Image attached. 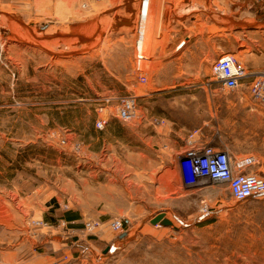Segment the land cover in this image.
Masks as SVG:
<instances>
[{
	"label": "rangeland",
	"instance_id": "374dc122",
	"mask_svg": "<svg viewBox=\"0 0 264 264\" xmlns=\"http://www.w3.org/2000/svg\"><path fill=\"white\" fill-rule=\"evenodd\" d=\"M83 2L61 22L0 0V264H264V195L184 186L164 141L197 129L232 170H264L229 141L249 95L210 75L228 53L264 72V0ZM135 9L130 47L119 24ZM155 27L166 40L150 41ZM123 96L132 121L117 116ZM159 212L173 225L152 224Z\"/></svg>",
	"mask_w": 264,
	"mask_h": 264
},
{
	"label": "built area",
	"instance_id": "2783aa9c",
	"mask_svg": "<svg viewBox=\"0 0 264 264\" xmlns=\"http://www.w3.org/2000/svg\"><path fill=\"white\" fill-rule=\"evenodd\" d=\"M86 6L87 4L83 2L82 7ZM137 31L139 37V28ZM137 57L141 59L139 55ZM210 75L227 90L244 87L253 102L264 106V72H250L234 54L228 53L220 56L211 65ZM116 113L118 118L123 121L134 120L136 97H120L116 105ZM106 123L107 118L101 117L96 121V126L103 129ZM186 140L187 147L178 158L185 186L203 187L206 181L224 183L231 198L236 201H245L254 196L264 195V170L259 173L235 172L232 170L228 152L209 143H202L197 129L189 132ZM98 224L89 220L86 222V228L94 229ZM123 225V220L120 218L110 222V227L117 231L122 230ZM67 259L68 255H65L62 261ZM53 264H59V261Z\"/></svg>",
	"mask_w": 264,
	"mask_h": 264
},
{
	"label": "crops",
	"instance_id": "0c3cea01",
	"mask_svg": "<svg viewBox=\"0 0 264 264\" xmlns=\"http://www.w3.org/2000/svg\"><path fill=\"white\" fill-rule=\"evenodd\" d=\"M22 1L24 2V4L22 5L23 7L22 9L28 10L30 13H35L39 16H44V17L52 16L59 19L58 21L61 22H65L69 18L73 17L78 12L79 8L82 7V5L80 6V0H22ZM104 1L105 0H88V2H90L91 5L96 4L97 2L101 3ZM157 6L158 5L155 3L151 30L153 24H155L154 19L157 16V9H158ZM135 14H136V9L133 12V16L130 17L125 16L123 22L119 24L120 27L127 29L125 30V32L128 31L127 36L130 41V47H133L135 42V35H136V31L134 28ZM127 19L129 21H127ZM156 27L154 28V32L156 30ZM166 39L167 36H165L164 34L159 35L156 32L154 38L153 36H150V41L156 40V43L157 41L160 40L163 41ZM180 43L181 42H179V44ZM179 44L177 43L175 45V49L181 48L184 43L181 44L180 46ZM156 48L157 46L155 47V49ZM132 50L134 51V48L133 49L131 48V51ZM249 71L256 72L253 70H249ZM233 105L235 106L234 108L235 112H230L229 117L227 119L229 126V141L230 142L235 141L236 143L234 144L233 152L237 154V158L243 161L256 162V164H252V167L255 168L259 164V167L264 168V106L253 102L250 99V97L240 98L235 103H233ZM171 131L172 133L174 132V130ZM233 131L235 135H233ZM233 136L235 137L234 140H233ZM185 137H187L185 133L175 137H171L168 135L164 137L165 145L169 148L168 149L169 155L177 156L176 159L179 169H180L178 164L179 155L182 154L185 148L187 147V140H185ZM223 149H225L228 152V154L230 153L226 147H224ZM69 220H71V218Z\"/></svg>",
	"mask_w": 264,
	"mask_h": 264
},
{
	"label": "water",
	"instance_id": "95a60500",
	"mask_svg": "<svg viewBox=\"0 0 264 264\" xmlns=\"http://www.w3.org/2000/svg\"><path fill=\"white\" fill-rule=\"evenodd\" d=\"M150 222L152 224H160V225H164V226H172L173 225L172 221L165 216L164 212H159L158 214H156L153 218L150 219ZM123 235H125V234H123Z\"/></svg>",
	"mask_w": 264,
	"mask_h": 264
}]
</instances>
